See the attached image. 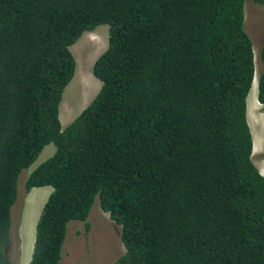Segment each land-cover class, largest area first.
<instances>
[{"label": "trees", "instance_id": "trees-1", "mask_svg": "<svg viewBox=\"0 0 264 264\" xmlns=\"http://www.w3.org/2000/svg\"><path fill=\"white\" fill-rule=\"evenodd\" d=\"M243 10L244 0H0V264H11L18 177L49 144L25 183L52 188L30 264H62L68 224L88 231L95 200L120 227L113 264H264ZM101 25L100 89L62 129L70 47ZM259 61L264 112V45Z\"/></svg>", "mask_w": 264, "mask_h": 264}, {"label": "rangeland", "instance_id": "rangeland-1", "mask_svg": "<svg viewBox=\"0 0 264 264\" xmlns=\"http://www.w3.org/2000/svg\"><path fill=\"white\" fill-rule=\"evenodd\" d=\"M243 26L252 42L254 67L257 76L262 71L259 61L260 49L264 45V5L255 4L252 0H244ZM108 26L101 25L91 33H84L76 43L70 47L75 60L73 77L65 88L59 105V120L62 129L68 126L92 101L100 89V82L92 74V66L99 55L107 48ZM253 85V83H252ZM247 96L248 117L253 145L261 146V151L252 153V161L264 173L262 153L264 139V113L255 107L254 97L257 87ZM256 143V144H255ZM55 146L49 144L44 147L37 160L23 170L17 181V201L11 208V228L8 257L11 264H30L35 227L42 208L52 192V188H33L28 193L25 183L28 176L41 163L50 158L55 152ZM256 151V152H255ZM87 222L88 231L84 223L72 221L68 224L66 237L62 247V264H113L124 253L120 242V227L109 215L104 213L95 200L91 207Z\"/></svg>", "mask_w": 264, "mask_h": 264}, {"label": "clouds", "instance_id": "clouds-1", "mask_svg": "<svg viewBox=\"0 0 264 264\" xmlns=\"http://www.w3.org/2000/svg\"><path fill=\"white\" fill-rule=\"evenodd\" d=\"M91 32H93V31H91ZM91 32H86V33H91ZM85 33V34H86ZM255 76L257 77V79H256V82L255 83H253L254 82V78H255ZM259 76V75H258ZM258 76H257V74H256V67H254V74H253V79H252V83H253V85L251 84V86H253V88H252V90L255 88V87H257V82H258ZM257 93H258V90H257ZM254 101H255V107H259L261 110H262V106H261V104L259 103V101H258V99H257V96L256 97H254ZM248 109H247V117H248ZM263 112V111H262ZM264 113V112H263ZM72 122V121H71ZM263 147V146H262ZM254 149H255V146L253 145V140H252V153H253V151H254ZM260 151H261V146H260V149H259ZM260 151H259V153H260ZM262 154H263V150H262V153L260 154L261 156H262ZM251 157H252V155H251ZM263 160H264V158L263 157H261ZM262 165L264 166V162H262ZM257 168V167H256ZM258 169V171L260 170L259 169V167L257 168ZM263 177H264V175L261 173V172H259Z\"/></svg>", "mask_w": 264, "mask_h": 264}, {"label": "bare ground", "instance_id": "bare-ground-1", "mask_svg": "<svg viewBox=\"0 0 264 264\" xmlns=\"http://www.w3.org/2000/svg\"><path fill=\"white\" fill-rule=\"evenodd\" d=\"M256 79H257V77L255 76V78H254V82L253 83H255L256 82ZM256 144V143H255ZM255 148L257 149L256 151H260L259 149H260V146L259 147H257V144H256V146H255ZM255 151V152H256ZM263 175H264V173H263Z\"/></svg>", "mask_w": 264, "mask_h": 264}]
</instances>
